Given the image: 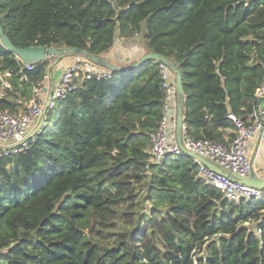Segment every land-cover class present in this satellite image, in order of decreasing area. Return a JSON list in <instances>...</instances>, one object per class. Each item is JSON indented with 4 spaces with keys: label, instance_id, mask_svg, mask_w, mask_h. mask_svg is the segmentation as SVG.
Masks as SVG:
<instances>
[{
    "label": "trees",
    "instance_id": "1",
    "mask_svg": "<svg viewBox=\"0 0 264 264\" xmlns=\"http://www.w3.org/2000/svg\"><path fill=\"white\" fill-rule=\"evenodd\" d=\"M0 25L16 46L97 56L141 35L181 73L193 140L227 145L264 78V0H0ZM47 65L0 45V110H22ZM164 96L155 60L81 77L0 156V264H264V189L231 202L185 154L150 162Z\"/></svg>",
    "mask_w": 264,
    "mask_h": 264
},
{
    "label": "built area",
    "instance_id": "2",
    "mask_svg": "<svg viewBox=\"0 0 264 264\" xmlns=\"http://www.w3.org/2000/svg\"><path fill=\"white\" fill-rule=\"evenodd\" d=\"M22 64L27 70L34 68V64ZM160 67L165 96L163 116L151 137L149 156L153 164L159 163L166 155L183 154L174 135L176 105L174 75L162 63ZM109 74L108 69L76 56L75 61L63 69L58 80L53 84L50 107L57 99L64 98L67 92L74 89L81 77L94 76L98 79ZM9 75L8 72L0 73V96H4L6 90L11 88L7 78ZM47 80L46 72L43 80L33 86L28 101L22 103L24 107L22 110L17 112L8 109L0 110V156L15 152L25 145L24 138L42 112ZM254 97L255 105L246 119L237 118L233 114L228 115L234 122V137L227 145L209 139L193 140L184 129L183 145L188 150L211 159L229 173L247 177L251 171V163L247 155L246 141L254 136L264 140V78L255 90ZM193 160L197 164V176L206 184L218 189L227 200L238 202L241 199L248 200L261 196V189L240 183L220 171L205 166L200 161Z\"/></svg>",
    "mask_w": 264,
    "mask_h": 264
},
{
    "label": "water",
    "instance_id": "3",
    "mask_svg": "<svg viewBox=\"0 0 264 264\" xmlns=\"http://www.w3.org/2000/svg\"><path fill=\"white\" fill-rule=\"evenodd\" d=\"M0 45L6 49L7 51L14 54V56L20 60L24 64H37V63H43L46 61L47 57H53L54 60L51 64H49L47 68V75L48 78L51 79V83L49 88L46 91V97L42 106V112L40 116L38 117L35 124L32 126V128L29 130L28 134L24 138L23 142H27L30 138H32L35 134L38 133V131L41 129L44 119L46 116V113L50 110V102L52 97V88H53V81H52V68L57 63H59L63 58L67 56H77V57H83L97 65H100L109 71H126L131 70L142 63L155 60L157 62L162 63L165 65L174 75V82H175V89H176V105H175V140L180 148V150L183 152V154L200 161L205 166L220 171L229 177L239 181L240 183L259 188L261 190L264 189V178H259L255 172L252 170L250 171L249 175L247 177H240L233 173H229L227 170H225L222 167H219L216 165L211 159L202 156L200 154H197L195 152H192L188 150L184 145L182 141V135H183V103H184V93H183V87L181 82V73L175 63H173L171 60H169L167 57L155 53V52H146L143 55H141L138 59L135 61L127 64V65H117L115 63H112L105 59L102 56H97L94 54H91L83 49L75 48V47H64V46H45V45H29V46H16L14 45L8 36L4 33L1 25H0Z\"/></svg>",
    "mask_w": 264,
    "mask_h": 264
},
{
    "label": "crops",
    "instance_id": "4",
    "mask_svg": "<svg viewBox=\"0 0 264 264\" xmlns=\"http://www.w3.org/2000/svg\"><path fill=\"white\" fill-rule=\"evenodd\" d=\"M124 39L126 40V38H123V40ZM120 50L121 49H119V51H107L102 56L112 63L120 62L122 60H125V58H132L134 51L132 52L131 50H123L122 52V50L121 51ZM124 51H126V53ZM140 56L141 55H139V57ZM139 57H137V59ZM75 59L76 58H73V56H67L59 62V65L57 67L58 72L52 71L53 84L58 80L60 73L63 71V69H65L69 64L74 62ZM50 83H51V79L48 78V80L45 83L46 91L49 88ZM245 146L249 161L251 163V170L255 172V174L259 178H264V140H259L256 136H254L246 141Z\"/></svg>",
    "mask_w": 264,
    "mask_h": 264
},
{
    "label": "rangeland",
    "instance_id": "5",
    "mask_svg": "<svg viewBox=\"0 0 264 264\" xmlns=\"http://www.w3.org/2000/svg\"><path fill=\"white\" fill-rule=\"evenodd\" d=\"M119 49H121L122 52H123V50H131L132 52L134 51V53H133L132 58H125V60H122L120 62H115V64H117V65H127V64L135 61L137 59V57H139V55H142L143 51H144V53H146L145 44H144V41H143L141 35L126 37V40L125 39L123 40V38L115 37L113 46L110 48L109 51H119ZM124 52L126 53V51H124ZM73 58H76V56H73ZM80 58H82V57H80ZM53 60H54L53 57H47L46 58V62L48 64L47 68H48L49 64H51L53 62ZM58 65H59V63H57L55 66H53V68H52L53 72L54 71L58 72V69H57Z\"/></svg>",
    "mask_w": 264,
    "mask_h": 264
}]
</instances>
